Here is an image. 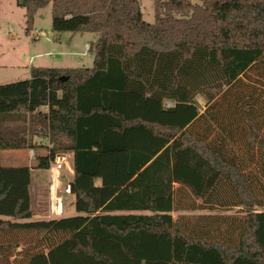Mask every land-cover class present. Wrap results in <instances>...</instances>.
<instances>
[{
	"label": "trees",
	"instance_id": "trees-1",
	"mask_svg": "<svg viewBox=\"0 0 264 264\" xmlns=\"http://www.w3.org/2000/svg\"><path fill=\"white\" fill-rule=\"evenodd\" d=\"M13 1L26 32L50 5L53 33L96 38L91 68H31L0 85V151L51 145L34 168L0 167V254L13 264H264V0H152V24L139 0ZM126 95L159 109L201 96L207 108L186 127L126 119ZM155 145H166L155 157L142 149ZM58 153L73 155L70 193L86 217L31 220V169L47 171ZM112 159L131 179L99 209L79 181L92 187ZM195 210L235 213L171 215Z\"/></svg>",
	"mask_w": 264,
	"mask_h": 264
},
{
	"label": "rangeland",
	"instance_id": "rangeland-1",
	"mask_svg": "<svg viewBox=\"0 0 264 264\" xmlns=\"http://www.w3.org/2000/svg\"><path fill=\"white\" fill-rule=\"evenodd\" d=\"M142 4L143 20L146 23L152 24L154 22V6L152 0H139ZM193 4H200L201 0H190ZM0 85L18 83L28 80L30 78L31 68H60V67H78V68H91L92 67V55L83 50L84 43L79 39L76 40V46L71 50L76 53L85 52V56L63 55L61 53H69L67 45L58 42L56 33L51 31V6L48 5L44 9H41L36 14L33 22L32 30L26 32L24 10L20 8L13 0H2L0 4ZM9 27L12 28V33L9 32ZM61 35V34H60ZM62 36H66L63 33ZM92 38H96L95 35H85ZM75 60V62L73 61ZM66 61V62H65ZM196 103L199 108L204 112L207 108L206 100L201 97H196ZM165 108H170L172 105L166 103L163 105ZM40 112H46L45 108L40 109ZM143 132L146 136L148 133ZM40 138V137H39ZM43 139V138H42ZM47 140V139H46ZM48 141V140H47ZM33 142V141H32ZM49 143V141H48ZM36 144V143H35ZM36 146V145H35ZM51 147V145H50ZM50 147H46L45 152ZM40 148V147H39ZM42 148V147H41ZM27 153L22 151H1L0 152V167H15L27 164ZM16 156H20L15 158ZM15 158V159H14ZM65 170L62 168L59 177L61 179ZM41 180V185L38 186V181ZM50 174L47 172L34 173L32 194L36 195L39 192L41 209L49 210L50 203V186L49 183ZM65 185V183H63ZM61 186V184H60ZM58 187V190L60 189ZM62 190V189H61ZM62 192V191H61ZM64 192V188H63ZM65 193V192H64ZM59 195V191H57ZM37 200V199H36ZM39 204V203H38ZM33 207L37 210V204H33ZM74 211L78 212L77 206L73 205ZM259 214H264V209H258ZM233 214L234 212H230ZM207 212H177L173 213V218L176 219L180 215H202ZM84 218L83 216H79ZM264 224V223H263ZM264 239V225L263 234ZM22 247L16 250L20 253ZM16 254V253H15ZM9 254H0V264H5V260H8L9 264H13L14 257H9ZM4 261V262H3Z\"/></svg>",
	"mask_w": 264,
	"mask_h": 264
},
{
	"label": "crops",
	"instance_id": "crops-1",
	"mask_svg": "<svg viewBox=\"0 0 264 264\" xmlns=\"http://www.w3.org/2000/svg\"><path fill=\"white\" fill-rule=\"evenodd\" d=\"M1 1H0V4H1ZM140 4H141V2H140ZM141 9H142V4H141ZM142 14H143V12H142ZM35 17H34V19H35ZM0 22H1V19H0ZM62 35L63 34L57 35V37H58L57 40H58V42L62 41V43L67 45V50H69L70 52L69 53H61V54L66 55V56L74 55V56L84 57L86 55L84 51H87L89 53L90 44H91V42H93L95 40L92 37L85 36V35H90L88 33L76 34V35L66 33V36H62ZM91 35H93V34H91ZM77 39H79L81 42L84 43L83 53H78V52L76 53L75 51H73V52L71 51V50H73V48H75V46H76L75 42ZM92 58H93V56H92ZM73 61L75 62V60H73ZM92 63H93V60H92ZM57 69H80V68H78V67H76V68H74V67H65V68L60 67ZM166 103H170L172 105V107L169 108V110H173L171 113L164 112V111L168 110V108H165L163 106ZM161 105H162L161 106L162 108L159 109L158 104H156V102H154V101H151L148 98V96L139 97V96L126 95V97H125V117H126V119L140 117L144 120L156 121V122L164 123V124H176V125H179L182 127H186L199 114L203 113V111L197 105L196 100H195L194 105H179V104H175V103L170 102V101H165V102L161 103ZM177 107H180V109H178ZM191 110H194L195 112L193 114H190V113H192ZM190 115H192V117L186 123H184V124L180 123V122L185 121L184 117H186V116L188 117ZM32 146H33L32 148H27V149L7 150V151H12V152L24 150L27 153V155H26L27 164L23 163L22 165L15 166V167L28 166L30 168H34L35 165L37 164V158L46 155V152H45L46 147H50V144L48 143V141L46 139L34 138L33 142H32ZM164 146H166V145H160V146L155 145V147L151 148V149H149V146H148V148H145V146H142V149L144 151L150 152L152 154V156L155 157L164 148ZM65 154L67 155V162L65 163V166L63 167V169L65 171L63 172L62 177L60 179L61 186H60V184L56 186L57 191H59V193H60L59 199H61V204H62V206L60 207L61 213L58 215L51 213L50 203H49V208H48L49 210L41 209V207H39L40 203H41L39 200V198H40L39 192L36 195V197H35V195L32 194L33 176H34L35 172L41 173V172H47V171L31 169L30 207H31V210L33 212L31 220L46 221V220H50L53 218L59 219V218H68V217H79V216L86 217V215L84 213H82V204L76 198V196L72 195L71 193L67 194V193L63 192L64 186L66 184H70L74 180V172L72 169L73 155H72V153H65ZM18 157H20V156H16L15 158H18ZM106 163L107 164H102L100 166L101 169L112 171L111 168H117L120 170L119 174L116 175L115 173H113L111 171L110 172L105 171L102 173L103 174L102 176L93 179V186L92 187H89V184H88L89 179L88 178L85 181H79L83 185H88L86 192L91 197L94 198L96 193H97V195H98L97 197L100 199H103L99 209H101L112 198V196H113L112 193L115 195V193L117 191H119L121 188H123L125 186V184L127 182H129L131 179L128 176H125V168H126L127 162H124V161L120 162V161H115L112 159ZM115 181H117L118 184H114ZM49 183H51L50 180H49ZM63 183H65V185H63ZM39 185H41V180L38 181V186ZM59 186H60V189L58 190ZM92 188H94L95 191L92 190ZM115 188H118L115 190L116 192L114 191ZM108 194H109V196L106 198V196ZM34 203L37 204V206H38L37 210L33 207ZM74 203L77 206L79 213L72 210L74 208L73 207ZM200 211L207 212V214H202V215H208V214L232 215L230 212L235 213V210L228 211V212H223V211L210 212L207 210L206 211L205 210L181 211V212H200ZM181 212H179V213H181ZM173 213H177V212H173ZM173 213L171 214L172 218H173ZM180 216L196 217V215H180ZM197 216H200V215H197ZM176 219L173 218V220H176Z\"/></svg>",
	"mask_w": 264,
	"mask_h": 264
},
{
	"label": "built area",
	"instance_id": "built-area-1",
	"mask_svg": "<svg viewBox=\"0 0 264 264\" xmlns=\"http://www.w3.org/2000/svg\"><path fill=\"white\" fill-rule=\"evenodd\" d=\"M12 28L9 27V32L12 33ZM67 162V155L65 153H58L54 156L53 160L50 163L48 172L50 174V182H51V186H50V211L51 213L55 214V207L56 205H54L53 203V198H52V189H53V183L56 181V179H60L59 174L60 171L62 170V168L65 166V163ZM64 192L69 194L70 193V184H66L64 186ZM58 204L60 205V207L62 206L61 204V199L58 202Z\"/></svg>",
	"mask_w": 264,
	"mask_h": 264
},
{
	"label": "bare ground",
	"instance_id": "bare-ground-1",
	"mask_svg": "<svg viewBox=\"0 0 264 264\" xmlns=\"http://www.w3.org/2000/svg\"><path fill=\"white\" fill-rule=\"evenodd\" d=\"M60 184V179H56V181L53 183V189H52V200H53V203L54 205H56L55 207V214H60L61 211H60V205L58 204V202L60 201L59 199V195L57 194V188L56 186Z\"/></svg>",
	"mask_w": 264,
	"mask_h": 264
},
{
	"label": "water",
	"instance_id": "water-1",
	"mask_svg": "<svg viewBox=\"0 0 264 264\" xmlns=\"http://www.w3.org/2000/svg\"><path fill=\"white\" fill-rule=\"evenodd\" d=\"M66 79L65 78H61V81H65Z\"/></svg>",
	"mask_w": 264,
	"mask_h": 264
}]
</instances>
